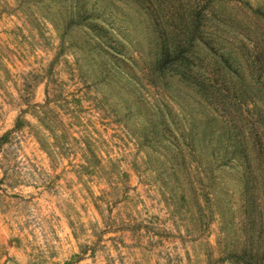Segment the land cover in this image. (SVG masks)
<instances>
[{"label": "rangeland", "instance_id": "1", "mask_svg": "<svg viewBox=\"0 0 264 264\" xmlns=\"http://www.w3.org/2000/svg\"><path fill=\"white\" fill-rule=\"evenodd\" d=\"M263 71L264 0H0V264H264V174L183 201L151 143L242 142Z\"/></svg>", "mask_w": 264, "mask_h": 264}, {"label": "trees", "instance_id": "2", "mask_svg": "<svg viewBox=\"0 0 264 264\" xmlns=\"http://www.w3.org/2000/svg\"><path fill=\"white\" fill-rule=\"evenodd\" d=\"M70 9L71 10L68 14V19L73 21L75 18L79 17L80 11L74 5L71 6ZM85 12L87 13L86 15L88 19L85 24V28L88 30V32L92 33L97 27L96 23L98 20L92 11L86 9ZM60 17L61 23L65 24L66 12ZM169 59L172 66L176 65L177 71L181 66H185L187 69H190V58L178 54L174 50L172 52L167 51L165 55H159V57L156 58V64L159 65L160 70L165 69L164 65L169 63ZM161 64L163 65L161 66ZM254 67L255 66H252L251 68ZM248 73V78L250 79V72ZM262 79V88L255 89L258 94L261 92L264 93V71L262 73ZM253 83L254 82L251 84ZM251 86L252 85L248 87V90H250L249 92L254 90V88ZM262 99H264V97ZM253 106L255 107L256 103L253 104ZM34 108L45 109V106H36ZM42 111L40 113L45 114ZM255 118L257 120L247 121V129L250 132H247L242 136V142H238V138L234 141L231 137H223L218 140L217 148H213L212 150H206L202 148V152L200 151V153L196 152L195 150L183 149L182 147H184V141H186L183 137L179 139L172 138L170 140L166 138V136H163L152 139V144L162 147L159 150L160 152H158L157 156L162 160V163L165 166L164 168L169 171L168 178L174 177V181L179 184V190L181 189L180 195L183 201L186 200V196L189 197L190 200H198L200 197V190L197 188V183L200 182L211 184L214 180H218V177L215 176V173L219 169L220 171L225 168L230 170L235 169L233 167L237 166L243 168L242 170L245 171V165H249L253 166L254 170H259L262 174H264V120L259 119L257 114L255 115ZM249 122L252 125H256L257 127H254L253 129L250 128L248 125ZM22 124V120L17 118L12 132L18 131ZM258 129L262 130L263 135L258 132ZM10 135L11 132L5 133L0 138V145L7 142ZM51 135L54 137L53 134ZM85 141L86 144H89L88 140L85 139ZM203 142L204 141H202V143ZM189 143L190 145L188 148L193 146V139ZM242 176H244V173H242ZM256 178H258V176ZM206 188H208V186H206ZM205 198L208 201L211 199L210 195H205ZM234 257L240 258L237 255ZM238 260L239 262L241 261L240 259Z\"/></svg>", "mask_w": 264, "mask_h": 264}]
</instances>
